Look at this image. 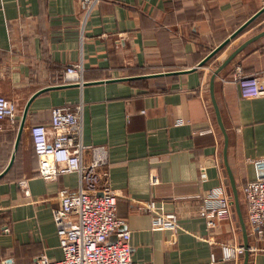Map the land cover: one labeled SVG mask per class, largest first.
Masks as SVG:
<instances>
[{"label": "crops", "instance_id": "obj_1", "mask_svg": "<svg viewBox=\"0 0 264 264\" xmlns=\"http://www.w3.org/2000/svg\"><path fill=\"white\" fill-rule=\"evenodd\" d=\"M263 6L264 0H99L88 11L82 0H0V95L18 104L17 125L0 121V264L62 257L53 211L62 191L78 188L79 175L40 177L30 135L32 125H48L52 108L62 105L82 108L83 163L95 156L105 161L100 185L118 194L117 216L131 233L135 264H244V234L248 264H264V237L250 228L243 195L255 176L249 159L264 157V97L243 98L233 80L238 67L264 79V36L215 78L234 185L210 91L214 71L264 31V14L198 66ZM248 28L255 32L246 36ZM71 66L82 69V84H63ZM49 87L32 101L15 152L25 105ZM221 187L233 205L211 231L201 196ZM152 209L174 216L180 228L155 229ZM224 246L243 249L227 259Z\"/></svg>", "mask_w": 264, "mask_h": 264}, {"label": "built area", "instance_id": "obj_2", "mask_svg": "<svg viewBox=\"0 0 264 264\" xmlns=\"http://www.w3.org/2000/svg\"><path fill=\"white\" fill-rule=\"evenodd\" d=\"M99 0H82L90 11ZM233 80L239 86L241 96L246 99L264 97V79L259 73L248 74L237 68ZM82 69L74 66L65 70L63 84H82ZM82 108L80 105H62L52 108L48 125L30 127L32 144L38 161L39 176L54 181L61 175H79L78 188L64 190L60 194V205L53 211L60 259L39 255L35 264H135L131 257V233L124 230L125 222L117 216L118 194L108 184L100 185L98 169L105 163L95 156L90 164H84L82 155ZM15 124L18 120V104L0 95V121ZM96 150V149H95ZM99 157V158H98ZM254 166V179L243 187L247 206V219L255 236L264 237V157L249 159ZM201 177H206L201 167ZM154 175L151 183H157ZM25 196L30 195L28 181L20 182ZM201 213L207 218L208 228L216 227L217 219L230 215L233 199L224 189L218 188L201 196ZM157 215L153 227L160 230L180 228L172 215L152 209ZM9 232L8 227L4 229ZM115 236V240L111 237ZM242 246L223 247L224 258H234ZM11 264V261H7Z\"/></svg>", "mask_w": 264, "mask_h": 264}, {"label": "water", "instance_id": "obj_3", "mask_svg": "<svg viewBox=\"0 0 264 264\" xmlns=\"http://www.w3.org/2000/svg\"><path fill=\"white\" fill-rule=\"evenodd\" d=\"M264 14V6L259 9V11H257L254 15H252L248 20H246L236 31H234L223 43H221L218 47H216L215 49H213L199 64L198 66H204L210 59H212L213 57H215L223 48H225L230 42L231 40H233L234 38H236L240 33H242L249 25H251L256 19H258L260 16H262ZM264 36V31H262L261 33H258L257 35H255L254 37L248 39L247 41H245L242 45H240L233 53H231V55L214 71V73L212 74L211 77V81H210V91H211V98H212V103L216 112V116H217V120L218 123L224 133L225 136V151H224V157H225V164L227 166V158H226V153H227V144H228V135L225 131L224 125H223V121H222V117H221V113H220V109L218 107L217 101L215 99V94H214V83H215V78L216 76L243 50L245 49L249 44H251L252 42L258 40L259 38ZM193 69H188V70H180V71H171V72H165V73H156V74H150V75H143V76H138V77H126V78H122V79H115V80H127V81H131V80H136V79H142V78H152V77H159V76H171V75H178V74H185L186 72H189ZM113 80V81H115ZM67 86H71V85H67ZM53 87H49V88H45L42 89L38 92H36L27 102V104L25 105V108L23 110V114H22V118L20 121V126H19V132H18V137L16 140V144H15V152L18 149L19 146V142H20V138H21V134L23 132L24 126H25V122H26V118L28 115V111L30 108V105L32 103V101L41 93L50 90ZM15 159V154L12 157L11 163L9 165V167L7 168V170L10 168L11 164L13 163ZM7 170L5 172H7ZM227 170L230 176V179L232 180V176L230 173V170L228 169L227 166ZM4 172V173H5ZM232 184H233V180H232ZM234 185V184H233ZM236 198V205H238V201H237V196H235ZM242 225L243 228L245 229V225L242 221ZM245 235V245L244 247L246 248V253H245V262L244 264H248L249 261V244L247 242V238H246V234Z\"/></svg>", "mask_w": 264, "mask_h": 264}, {"label": "rangeland", "instance_id": "obj_4", "mask_svg": "<svg viewBox=\"0 0 264 264\" xmlns=\"http://www.w3.org/2000/svg\"><path fill=\"white\" fill-rule=\"evenodd\" d=\"M262 19H264V16H263L260 20H262ZM259 24H260V22H259ZM249 28H250V27H249ZM249 28H248V32L246 31V32H247V33L245 34L246 36H247V35H248V36L251 35V33L249 34L250 31H252V33H253V31H254V30H250V31H249ZM254 32H255V31H254Z\"/></svg>", "mask_w": 264, "mask_h": 264}, {"label": "trees", "instance_id": "obj_5", "mask_svg": "<svg viewBox=\"0 0 264 264\" xmlns=\"http://www.w3.org/2000/svg\"><path fill=\"white\" fill-rule=\"evenodd\" d=\"M17 121H18V120H17ZM17 121H16V123H15L16 125H17Z\"/></svg>", "mask_w": 264, "mask_h": 264}]
</instances>
